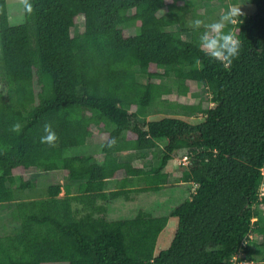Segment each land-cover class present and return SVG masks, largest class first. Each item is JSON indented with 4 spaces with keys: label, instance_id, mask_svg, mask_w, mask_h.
Segmentation results:
<instances>
[{
    "label": "trees",
    "instance_id": "trees-1",
    "mask_svg": "<svg viewBox=\"0 0 264 264\" xmlns=\"http://www.w3.org/2000/svg\"><path fill=\"white\" fill-rule=\"evenodd\" d=\"M223 1L31 0L34 11L23 8L24 22L13 25L0 0V207L9 212L0 264H264V224L253 221L264 204V0H241L255 11L228 26L242 42L228 67L200 50L184 12ZM191 82L212 103L193 106L199 121L140 116L159 102L160 86L185 94ZM17 121L20 134L9 130ZM46 122L55 147L40 143ZM95 127L107 133L101 154L69 155ZM178 150L186 166L165 173ZM137 154L155 163L134 165ZM16 169L62 171L63 182L14 201L30 186ZM177 185L187 195L168 212L109 215L110 190L149 195ZM171 217V242L156 252Z\"/></svg>",
    "mask_w": 264,
    "mask_h": 264
},
{
    "label": "rangeland",
    "instance_id": "rangeland-1",
    "mask_svg": "<svg viewBox=\"0 0 264 264\" xmlns=\"http://www.w3.org/2000/svg\"><path fill=\"white\" fill-rule=\"evenodd\" d=\"M7 4L8 18L10 24H19L24 22V12L23 6L20 0H5ZM238 6L241 8L242 13L246 15H251L255 11V5L249 2H243L237 0L236 3H231V0H225L217 5H205L202 9L196 8H184L185 17L187 20L188 26L192 29L194 33H201L203 28L200 30H194L190 26V22L193 19L200 18L204 20L205 23H211L215 20H218L219 17L225 14L229 6ZM207 20H210L207 22ZM78 31L82 30L81 23L76 24ZM80 33V32H78ZM79 36V35H78ZM81 41V37H80ZM142 71L146 70L145 66H142ZM157 98L159 99L158 103L151 108L143 107L140 111V116L145 117L146 119H156L163 116H180L186 118L190 121L196 122L202 118V113L194 112L193 106L201 101L202 107L211 106L212 103L209 101L210 94L201 83L191 82L189 88L185 94H178L177 89L170 91L169 87L160 86L157 92ZM165 100H162L164 99ZM160 101H162L160 103ZM130 110H134L132 106H126ZM94 133L91 137L87 138L84 144L77 147H73L67 150L69 155H80V154H93L99 156L101 154V147L104 141L107 138V133L103 131L100 127L94 128ZM117 157L121 159L123 153H116ZM111 156V154H110ZM102 155L100 156L101 160ZM134 165H142L143 163H155V159L149 156H143L137 154L132 156L130 159ZM187 164V152L185 150H178L173 153V158L167 165L165 173L172 172L174 176H178L179 172ZM21 174L24 182H29L30 186L25 187L19 192H15L14 201L25 200L30 198H42L48 195L47 188L52 183H61L63 182V172L62 171H52V172H35V171H25L22 172L19 169H16V172ZM114 180L110 181V184ZM112 182V183H111ZM171 183V182H169ZM183 185H177L174 189H164L159 192V194H149V195H138L137 193H129L128 195L118 194L115 191L110 190V197L113 201L110 204L111 211L109 215L113 218H124L131 217L138 209L143 208L147 210H152L154 213H164L168 212L173 206L178 204L183 198L187 195L185 191L181 188ZM63 192L60 193L62 195ZM258 216L260 217L259 221L264 224V204L259 206L256 210ZM9 216V212L4 207H0V233L4 231L6 225V219ZM257 222V219H253ZM177 225V219L171 217L168 219L166 226L159 234L155 251L158 252L169 246L173 234L175 232ZM7 229V228H5ZM258 238L256 234H250L245 240V245L252 246L253 241ZM254 250H257V247H254ZM43 264H68L65 261L61 262H46ZM240 264V263H236ZM242 264H256L252 262L242 263Z\"/></svg>",
    "mask_w": 264,
    "mask_h": 264
},
{
    "label": "clouds",
    "instance_id": "clouds-1",
    "mask_svg": "<svg viewBox=\"0 0 264 264\" xmlns=\"http://www.w3.org/2000/svg\"><path fill=\"white\" fill-rule=\"evenodd\" d=\"M23 8L28 14L34 11V5L31 0H20ZM243 15L238 6H229L228 11L221 15L218 20L211 23H205L200 18L193 19L190 26L194 30L203 31L199 35V48L211 60L222 63L225 67L230 66L234 60L239 59L241 54L242 42L235 31L228 28L229 25L237 23V17ZM196 64H200L199 58ZM11 132L20 134L23 131V125L17 121L9 129ZM59 142V136L50 122L43 125V135L40 137V143L55 147ZM115 143V141H113Z\"/></svg>",
    "mask_w": 264,
    "mask_h": 264
},
{
    "label": "built area",
    "instance_id": "built-area-1",
    "mask_svg": "<svg viewBox=\"0 0 264 264\" xmlns=\"http://www.w3.org/2000/svg\"><path fill=\"white\" fill-rule=\"evenodd\" d=\"M264 195V183L260 186V189H259V196H262Z\"/></svg>",
    "mask_w": 264,
    "mask_h": 264
},
{
    "label": "crops",
    "instance_id": "crops-1",
    "mask_svg": "<svg viewBox=\"0 0 264 264\" xmlns=\"http://www.w3.org/2000/svg\"><path fill=\"white\" fill-rule=\"evenodd\" d=\"M258 217H259V216H257V217L255 218V220L257 219V221H258ZM243 263H248V262H243ZM249 263H250V262H249Z\"/></svg>",
    "mask_w": 264,
    "mask_h": 264
}]
</instances>
